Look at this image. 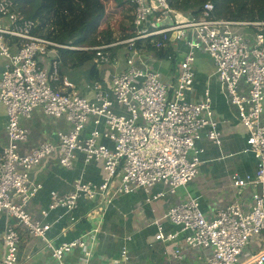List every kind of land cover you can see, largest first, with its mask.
I'll return each mask as SVG.
<instances>
[{
  "label": "built area",
  "instance_id": "obj_1",
  "mask_svg": "<svg viewBox=\"0 0 264 264\" xmlns=\"http://www.w3.org/2000/svg\"><path fill=\"white\" fill-rule=\"evenodd\" d=\"M133 4L136 33L120 43L133 48L134 54L127 58L126 69L112 77L110 92L95 82L94 95L89 98L75 90L69 79L62 80L57 48L95 49L99 59L107 60L110 54L105 49L120 43L97 47L59 44L34 33V20L23 18L16 10V0H0V54L8 58L0 79V105L8 117V144H0V213L6 212L16 221L5 230L0 264H18L21 235L17 225L45 241L58 264H68L66 255L77 249L82 251L81 264H89L97 230L60 244L48 235L65 214L75 220L73 213L82 199L110 203L115 196L142 188L152 202L196 178L205 151L198 146L203 131L208 139L221 143L210 90L199 101L188 98L196 81L194 63L202 52L213 59L223 90L250 133L245 151L259 158L255 172L232 176L233 185L261 186L262 190L255 189L250 209L236 201L219 209L213 220L206 218L198 199L191 197L155 220L156 239L173 241L183 233L189 247L212 249L211 257L190 264H264V244L254 255L240 259L252 240L264 238V32L249 37L235 28L262 26L264 22L211 18L210 1L204 5L201 18L174 10L168 0H133ZM168 16L174 23L160 26ZM173 34L189 47L174 79L137 64L136 40L156 36V48L164 49ZM8 36L17 39L16 51ZM243 83L249 86L247 94L242 93ZM37 108L65 118L71 128L59 131L56 141H45L22 153L19 146L29 137L22 120L30 118ZM89 126L92 128L87 132ZM80 154L87 163L101 164L103 181H85L81 176L71 192L51 191L48 207L35 219L29 205L44 183L34 178L33 170L54 156L60 165L73 169ZM158 184L167 190L153 192ZM59 208L64 214L51 220L52 212ZM165 222L179 229L167 232ZM174 254L181 256L182 249L177 248ZM122 264H130L127 246L122 250Z\"/></svg>",
  "mask_w": 264,
  "mask_h": 264
},
{
  "label": "crops",
  "instance_id": "obj_2",
  "mask_svg": "<svg viewBox=\"0 0 264 264\" xmlns=\"http://www.w3.org/2000/svg\"><path fill=\"white\" fill-rule=\"evenodd\" d=\"M133 15L135 7L132 0ZM189 15L188 13H184ZM245 35L252 37L254 32L250 27H235ZM173 36V35H172ZM172 46L177 53L176 62L169 58H158L150 54L149 50H139L136 57L137 64L142 68H152L160 72L167 79H174L178 66L185 59L188 52V45L185 40L173 38ZM16 38L10 37L9 43L14 51L19 47L16 44ZM121 44V43H120ZM125 44V43H124ZM105 45V44H104ZM101 46V45H100ZM126 54L120 61V69L112 67L114 62L111 60L118 55V48L121 45H113L105 50L109 52L110 57L107 60L97 59V76L99 79H93V83L99 82L101 89L110 92L112 77L126 69V60L134 54L133 48L127 44ZM79 47V46H77ZM131 53V54H129ZM129 54V55H128ZM207 54V53H206ZM200 58L205 55L203 52L198 54ZM171 56V55H170ZM210 57V56H209ZM168 60L166 68L158 69L155 67V61ZM198 59V58H197ZM197 62V60H196ZM194 63L196 72V81L194 89L189 92L188 98L191 101H199L203 98L207 89L210 90L213 100V108L216 118L219 120V131L221 132V143L218 144L205 135L198 142L200 148H204L201 156L199 173L186 187L179 188L175 193H167L166 196L148 201L147 192L140 188L134 192L122 194L112 198L110 203L100 200L87 201V204L79 206L81 218L71 220L65 214V219L53 224L49 231V238L55 244L61 242L73 241L81 238L84 234L96 231V240L94 242L93 254L90 257L89 264H122V251L117 255H111L109 245L116 243L118 238H123V248L127 246L130 256V264H190L195 261H205L211 257L213 251L211 248H191L185 241L183 233L179 234L173 241L157 240L158 227L155 220L160 218L170 207L189 200L191 197L197 198L201 209L208 220H213L217 211L225 208L236 201L240 202L245 209H250L252 205V195L255 189L261 191V186L255 188L248 185L244 188H235L232 176L235 173L245 175L257 170L259 158L254 152H246L248 147L249 131L244 127L238 116L237 108L229 101L225 94L213 59H207L210 72L199 74L197 63ZM8 63V58L0 54V79L3 68ZM103 66V67H102ZM108 67V68H107ZM67 68L60 75L62 80L69 79L73 85L74 80L69 74ZM74 68V67H73ZM91 70V69H90ZM121 70V71H120ZM209 71V70H208ZM62 83L60 82L59 85ZM76 85V84H75ZM94 85V84H93ZM90 87V85H89ZM74 88L82 95L92 98L94 90L89 88ZM242 93L247 94L249 86L242 84ZM264 122V112L262 115ZM8 117L3 105H0V144H8L7 134ZM22 124L29 129V137L26 142L20 144V151L28 153L45 141H56L59 131H69L70 123L63 117H54L46 114L42 108H37L28 119H23ZM92 128L88 127L87 132ZM106 143H109L106 141ZM34 178L44 183V189L30 203L29 210L35 219L41 217V210L48 207L50 202V192L57 191L60 194H67L74 190L76 181L83 176L85 181L101 183L104 179V172L101 164L97 161L87 163L84 155L80 154L73 169H67L59 164L57 156L50 158L33 170ZM153 192L166 191L167 186L158 184L153 188ZM62 208L52 212L51 220H54L59 214H64ZM73 213V214H74ZM75 216V214H74ZM85 219V223L81 220ZM8 224H16V221L6 212L0 213V263L4 257L5 244L4 233ZM167 232H173L179 228L171 222L164 223ZM21 235L18 264H58L54 258L51 249L47 243L40 238L31 235L22 225H17ZM110 240V241H109ZM264 244V238H255L250 245L246 247L243 254L246 258L252 256L261 249ZM177 248L182 249L181 256L174 254ZM123 250V249H122ZM68 264H81L82 251L77 249L66 255Z\"/></svg>",
  "mask_w": 264,
  "mask_h": 264
},
{
  "label": "trees",
  "instance_id": "obj_3",
  "mask_svg": "<svg viewBox=\"0 0 264 264\" xmlns=\"http://www.w3.org/2000/svg\"><path fill=\"white\" fill-rule=\"evenodd\" d=\"M168 1L174 10L197 18H201L204 5L210 1L213 3L211 18L264 22V0ZM16 7L24 18L37 22L34 29L35 34L59 44L97 47L126 40L136 33L132 0H16ZM248 27L254 32H264V25ZM158 38L150 36L136 40V47L139 50L152 51L158 58L171 57L172 62L175 63L177 53L172 46L174 41L170 39L166 48L158 49L155 46ZM57 52L61 61L62 74L67 68L91 63L92 79H99L97 50L57 48ZM83 201H80L79 206L81 202L84 205L87 204ZM79 210L74 213L75 220L82 217ZM81 221L85 223V219Z\"/></svg>",
  "mask_w": 264,
  "mask_h": 264
},
{
  "label": "rangeland",
  "instance_id": "obj_4",
  "mask_svg": "<svg viewBox=\"0 0 264 264\" xmlns=\"http://www.w3.org/2000/svg\"><path fill=\"white\" fill-rule=\"evenodd\" d=\"M24 18V16H23ZM28 19V18H27ZM31 20V19H29ZM35 22V25H37V22ZM122 42V40L120 41H116V43H120ZM121 45V47L118 48V52L119 54L118 55H115V57L111 60V62H114L112 64V68L114 70L116 69H120L121 66H120V61L124 59L125 57V54H126V48H125V44H119ZM131 54V53H129ZM128 54V55H129ZM205 55H203L201 58H200V55L197 56L198 59L197 60V66H198V69L199 70V74H202L204 72H210L211 68H209V64L207 63V59L210 58L208 54L204 53ZM168 65V60L167 59H164L162 60L161 62L160 61H155V67L158 68V69H163V68H166V66ZM209 66V67H208ZM90 67H91V63H87L83 66H77V67H72L70 70H69V74L71 76V78L74 80L75 84L73 86V88H86L88 89L89 85L91 89L94 90V86H93V79H92V76H91V70H90ZM103 67V66H102ZM108 68V67H107ZM209 70V71H208ZM121 71V70H120ZM110 241V240H109ZM123 245H124V242H123V238H118L116 243H113L111 242L110 245H109V249H110V252H111V255H117V253L121 252L122 249H123ZM260 249H258L257 251H259ZM249 254H247L246 256L242 255L241 256V260H245L247 259L246 257L248 256ZM251 255H254V254H251ZM242 262V261H240Z\"/></svg>",
  "mask_w": 264,
  "mask_h": 264
},
{
  "label": "water",
  "instance_id": "obj_5",
  "mask_svg": "<svg viewBox=\"0 0 264 264\" xmlns=\"http://www.w3.org/2000/svg\"><path fill=\"white\" fill-rule=\"evenodd\" d=\"M174 23V20L171 16H168L166 19L162 20L159 25L160 26H165V25H172ZM173 38L175 37V34L172 36ZM5 68H3L4 71Z\"/></svg>",
  "mask_w": 264,
  "mask_h": 264
}]
</instances>
